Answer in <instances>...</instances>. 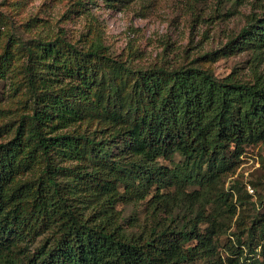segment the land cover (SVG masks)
I'll use <instances>...</instances> for the list:
<instances>
[{
  "label": "trees",
  "instance_id": "16d2710c",
  "mask_svg": "<svg viewBox=\"0 0 264 264\" xmlns=\"http://www.w3.org/2000/svg\"><path fill=\"white\" fill-rule=\"evenodd\" d=\"M253 7L222 50L252 54L248 81L136 65L137 50L113 56L94 22L74 41L62 30L4 35L0 81L20 60L9 90L24 103L15 125H0V138L11 132L0 141V264H264V184L219 187L247 148L264 145V0ZM159 161L173 168L160 173ZM153 186L150 217L127 232L116 205ZM210 199L234 202L224 257L219 221L204 216Z\"/></svg>",
  "mask_w": 264,
  "mask_h": 264
},
{
  "label": "rangeland",
  "instance_id": "374dc122",
  "mask_svg": "<svg viewBox=\"0 0 264 264\" xmlns=\"http://www.w3.org/2000/svg\"><path fill=\"white\" fill-rule=\"evenodd\" d=\"M76 1L0 0V52L7 34L27 40L54 35L62 30L68 40L74 41L94 22L113 56L123 55L125 58L129 50H137L136 65L202 66L209 68L218 78L230 73L245 81L252 78L250 52L223 56L222 50L255 10V0H243L242 3L234 0H84L86 7L82 14L71 12ZM20 62L15 64L14 72L8 78L0 81V108L5 110L0 114V125L7 124L8 129L9 125L16 124L23 110L24 99L9 90L13 89L11 82L20 77L15 71ZM258 70L264 75V58ZM10 134L4 133L0 141ZM171 168L172 164L159 161L160 173ZM249 178L264 184V145L247 148L239 165L225 176L219 187L226 192L234 183L242 185ZM200 187L204 189L205 186ZM155 188H150L143 200L125 198L116 205L127 232L139 233L146 217H150L152 208L147 201ZM233 203L228 201L222 206L220 202H203L207 221L216 217L220 224L216 233L221 257L225 256L223 245L232 235L236 219L231 213ZM176 213L190 217L185 209ZM254 255L249 254V249L243 252L244 259H251Z\"/></svg>",
  "mask_w": 264,
  "mask_h": 264
},
{
  "label": "built area",
  "instance_id": "2783aa9c",
  "mask_svg": "<svg viewBox=\"0 0 264 264\" xmlns=\"http://www.w3.org/2000/svg\"><path fill=\"white\" fill-rule=\"evenodd\" d=\"M245 192H246V194L248 196H250L253 199H255V197H256L255 191H254V189L249 184H246L245 185ZM263 207H264V201H263Z\"/></svg>",
  "mask_w": 264,
  "mask_h": 264
}]
</instances>
